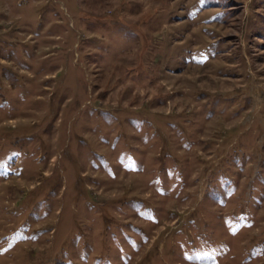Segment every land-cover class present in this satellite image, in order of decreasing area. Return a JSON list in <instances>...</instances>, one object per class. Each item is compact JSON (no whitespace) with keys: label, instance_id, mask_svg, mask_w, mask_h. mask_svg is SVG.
Here are the masks:
<instances>
[{"label":"rangeland","instance_id":"374dc122","mask_svg":"<svg viewBox=\"0 0 264 264\" xmlns=\"http://www.w3.org/2000/svg\"><path fill=\"white\" fill-rule=\"evenodd\" d=\"M0 264H264V0H0Z\"/></svg>","mask_w":264,"mask_h":264}]
</instances>
